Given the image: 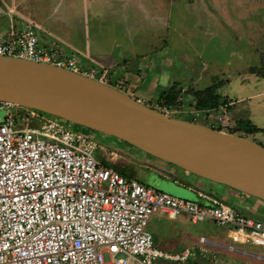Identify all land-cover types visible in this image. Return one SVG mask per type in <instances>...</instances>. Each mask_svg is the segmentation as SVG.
<instances>
[{
    "label": "built area",
    "instance_id": "obj_1",
    "mask_svg": "<svg viewBox=\"0 0 264 264\" xmlns=\"http://www.w3.org/2000/svg\"><path fill=\"white\" fill-rule=\"evenodd\" d=\"M39 28L27 20L21 29L0 31V56L104 81L62 46H43ZM0 108L8 112L0 119V264H184L197 257V246L176 253L156 246L148 225L158 210L172 218L187 214L192 222L210 219L230 226L236 240L264 245V218L202 191L207 203L146 185L104 164L95 155L97 141L71 122L4 101Z\"/></svg>",
    "mask_w": 264,
    "mask_h": 264
},
{
    "label": "rangeland",
    "instance_id": "obj_2",
    "mask_svg": "<svg viewBox=\"0 0 264 264\" xmlns=\"http://www.w3.org/2000/svg\"><path fill=\"white\" fill-rule=\"evenodd\" d=\"M51 1L44 0L38 3H41L45 10ZM19 8L21 13L18 12L17 15L31 16L38 20L34 5L29 3ZM170 9L169 28L162 30V34L157 36L158 41L153 40L155 44L148 54H154V58L159 59L158 62H153L155 65L161 64L164 68L167 66L173 71L172 74L178 73L180 76L183 73V80L186 81H183L182 86L190 85L187 92H184L186 97L179 98L176 104L170 106L166 102V97L161 96L159 100L162 101L158 103L155 99H151V96L156 93L140 90L133 92L132 88L135 87L133 81L127 79L125 80L129 86L122 90L131 96L142 97L143 100H141L144 103L170 116L209 126L214 125L227 132L236 130L235 134L264 144V0H172ZM2 11L0 12V28H8L14 16L8 14L6 5ZM22 15L15 17L14 23L18 27L23 25ZM75 19L77 24L91 23L90 35L93 37L95 26L99 21L97 22L92 17L86 20L81 17ZM133 32L130 30L129 35H133ZM104 34L106 36L102 40L105 47L110 48L112 34L110 31H104ZM101 35L103 37V33ZM147 52L144 49L140 54ZM75 56L81 67L91 66L90 61L84 55L76 54ZM195 62L197 66L193 67ZM151 67L153 68V64ZM191 71L193 75H187ZM152 73L150 72V75ZM99 76L100 74L97 75ZM189 78L192 79L189 80ZM106 81L115 84L109 77H106ZM214 82L217 83V91L227 98L222 100V105L218 109L207 114L206 110L196 107V100L190 93L192 89L203 88ZM173 87L176 88V85ZM7 114V108H0L1 120ZM241 119H250L263 131L247 132L241 129L238 124ZM72 125L97 141L98 148L95 155L104 163H109V166H112L111 163H119L117 168L128 175L137 176L145 184L182 198H193L186 193L175 191L168 186V183L166 185L158 180V177H153L151 170L147 167L139 166V163L132 161L137 153H142L145 157L156 161H161L160 159L141 152L138 148L115 137L78 124L72 123ZM118 142L119 145H116ZM168 165L173 166L174 164L168 163ZM176 167L180 169L182 175L186 172L187 175L189 173L193 177L215 185V182ZM216 185L231 189L218 183ZM238 194L236 197L227 194L226 202L243 212L257 214L264 218L263 200L239 191ZM193 199L199 200L196 196ZM228 228V226H220L210 220L194 223L187 214H180L172 219L161 210L153 213L148 225V229L154 234H164L171 241L174 246L173 251L183 250L187 246H197L198 255L195 260L184 264H259L255 254L264 256V245L236 241L228 237ZM201 236L225 245H232L240 250L235 251L219 245L200 244ZM201 246L208 247L206 254L200 251Z\"/></svg>",
    "mask_w": 264,
    "mask_h": 264
},
{
    "label": "water",
    "instance_id": "obj_3",
    "mask_svg": "<svg viewBox=\"0 0 264 264\" xmlns=\"http://www.w3.org/2000/svg\"><path fill=\"white\" fill-rule=\"evenodd\" d=\"M0 101L115 137L196 176L264 201V145L170 116L85 73L49 62L0 56Z\"/></svg>",
    "mask_w": 264,
    "mask_h": 264
},
{
    "label": "crops",
    "instance_id": "obj_4",
    "mask_svg": "<svg viewBox=\"0 0 264 264\" xmlns=\"http://www.w3.org/2000/svg\"><path fill=\"white\" fill-rule=\"evenodd\" d=\"M42 1L44 0H0V12H3L2 9L6 5L8 14L14 16V18H11L10 26H8V28L2 27L0 31L6 32L13 27L21 29L27 20H33L40 26L38 35L43 46H62L68 54L84 55L90 61L91 66L95 67L100 75L109 77V79L115 83L113 84L109 81V84L124 89L129 86L125 79L132 80L135 86L133 88L131 87L133 92L140 90L143 92L150 91L156 93L151 96V99H155V102L158 103L162 101L159 100L162 92H169L175 85L176 89L181 91L180 98L184 99V97H186L184 92L190 88V85L182 86L183 81H186L183 80V73L179 76L178 73L172 74L173 71L167 68V66L164 68L161 64L155 65L153 62L156 63L159 59L156 57L154 58V54H148L155 44L153 40L155 39L158 41L159 39L157 36L162 34V30L169 28V20L171 17L170 2H172V0H169V2L167 0H52L45 10L42 8V4L38 3ZM29 3L35 6L36 18L38 20H35V18L31 16L20 14L23 16V18H21L23 19V25L18 27L14 23V20L16 16H20L19 14L17 15V13L21 11L19 7ZM66 5H68V7H66ZM76 17H81L83 20L84 18L86 20L92 17L97 22L99 21L95 26L93 37L90 35L92 24L84 22L77 24L75 22ZM130 30L134 31L131 36L129 35ZM104 31H110L112 34V45L110 48L105 47V43L102 40L104 36H106ZM102 33L103 37L101 35ZM144 49L148 52L146 54H140ZM162 60L164 61L163 58ZM151 64H153V68ZM195 66H197L196 62L193 67ZM150 72H153L152 75H150ZM191 72L187 73V75H193V72ZM190 79L192 78H189V80ZM104 81L107 82L106 78ZM192 83L197 84L194 81H192ZM133 97L138 100L142 99V97ZM192 97L194 98V96ZM116 145H119V142L116 143ZM134 156L135 159H132V161L139 163V166L144 165L151 170L153 177H158V180L164 182L166 185L168 183V186L172 187L177 192L186 193L193 198L196 196L197 199L199 198V200L196 201L201 203L208 202V200L200 196L201 191L208 194L212 192L216 197L224 201H227V194L235 197L239 195L238 192L232 188L226 189L216 185L217 183H215V185L206 183L197 177L189 175V173L187 175L185 171V174L183 173L182 175L180 169H177L174 165H168L165 161L150 159L142 155V153H137ZM118 164L119 163H111L110 165L117 167ZM107 165H109V163H107ZM130 176L142 182L137 176L132 174H130ZM193 198L191 200H194ZM161 212L168 216L165 211ZM168 217L172 218L170 216ZM210 221L214 222L213 220ZM228 227V237L234 239L230 234L231 227ZM153 235L157 247L171 253L182 251H173L174 246L164 234L158 235L157 233H153ZM208 240L210 241L208 243H201L200 240L199 242L203 245L212 244L227 247L235 251L240 250L232 245H225L218 241ZM206 252L203 253L206 254ZM255 258L256 261H259V264H264V256L255 254ZM190 260H195V258ZM161 264L177 263L161 260Z\"/></svg>",
    "mask_w": 264,
    "mask_h": 264
},
{
    "label": "trees",
    "instance_id": "obj_5",
    "mask_svg": "<svg viewBox=\"0 0 264 264\" xmlns=\"http://www.w3.org/2000/svg\"><path fill=\"white\" fill-rule=\"evenodd\" d=\"M45 47L49 48L48 46H45ZM190 94H192L194 96V99L196 100L195 101L196 107L199 109L206 110L207 114H209L210 111L218 109L219 106L222 105V100L223 99L225 100L227 98L226 96L223 97V95L217 91V83L216 82L212 83L211 85L205 86L203 88L192 89ZM180 95H181V91L177 90L175 87H172V89L169 92H167V93L162 92L161 96L166 97V102H168L169 105L171 106L173 104H176L177 100L181 97ZM238 124H239L241 129H244L247 132L263 131L262 128L257 127L255 124H253L250 119H241V120H239ZM211 127L216 128V129H221L220 127H216L214 125H212ZM230 132L234 133V132H236V130H234V131L230 130ZM129 145H131V144H129ZM262 145H264V144H262ZM104 164H106V163H104ZM114 168L116 170H118L121 174L128 176V177H132V176L126 174V172H124L120 168H117V167H114Z\"/></svg>",
    "mask_w": 264,
    "mask_h": 264
},
{
    "label": "clouds",
    "instance_id": "obj_6",
    "mask_svg": "<svg viewBox=\"0 0 264 264\" xmlns=\"http://www.w3.org/2000/svg\"><path fill=\"white\" fill-rule=\"evenodd\" d=\"M120 89V88H119ZM122 90V89H121Z\"/></svg>",
    "mask_w": 264,
    "mask_h": 264
},
{
    "label": "flooded vegetation",
    "instance_id": "obj_7",
    "mask_svg": "<svg viewBox=\"0 0 264 264\" xmlns=\"http://www.w3.org/2000/svg\"><path fill=\"white\" fill-rule=\"evenodd\" d=\"M125 143V142H124Z\"/></svg>",
    "mask_w": 264,
    "mask_h": 264
}]
</instances>
